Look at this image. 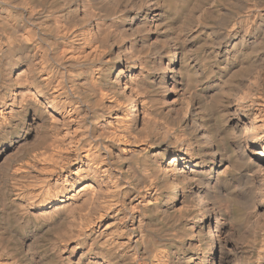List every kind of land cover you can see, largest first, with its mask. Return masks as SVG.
<instances>
[{"label":"clouds","instance_id":"9594fccd","mask_svg":"<svg viewBox=\"0 0 264 264\" xmlns=\"http://www.w3.org/2000/svg\"><path fill=\"white\" fill-rule=\"evenodd\" d=\"M255 141L264 0H0V264H264Z\"/></svg>","mask_w":264,"mask_h":264},{"label":"bare ground","instance_id":"6f19581e","mask_svg":"<svg viewBox=\"0 0 264 264\" xmlns=\"http://www.w3.org/2000/svg\"><path fill=\"white\" fill-rule=\"evenodd\" d=\"M55 115V114H54ZM53 151H61L62 149L58 145H53ZM250 147H253L255 152L264 151V141H255L250 142ZM42 161L46 162L49 157L44 156L41 158ZM51 171L54 172V169ZM95 194H93L94 196ZM86 214V213H85ZM115 216L113 213H109L108 216L101 217L93 226V228H90L89 231L93 232L94 234H98L100 231H103L107 225L113 224L115 222ZM107 231L110 233L112 232L111 228H107ZM94 238H86L87 243H81V246L79 248H76L77 241H73L67 245V248L69 249L68 252H65L64 255L67 256L71 261L72 264H75V261L80 258L81 255H83L85 252H87L88 246L91 244V240ZM125 237L120 238V242L123 243L125 241ZM75 249L74 252L71 250Z\"/></svg>","mask_w":264,"mask_h":264}]
</instances>
